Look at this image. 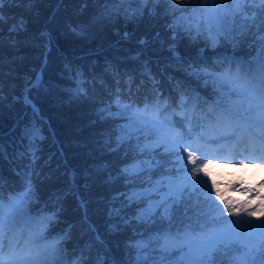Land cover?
Masks as SVG:
<instances>
[{"label":"trees","instance_id":"16d2710c","mask_svg":"<svg viewBox=\"0 0 264 264\" xmlns=\"http://www.w3.org/2000/svg\"><path fill=\"white\" fill-rule=\"evenodd\" d=\"M180 4L187 11L198 7L195 0H180ZM185 7L177 8L176 0H162L159 4L34 0L30 9L26 3H6L3 7L0 81L4 99L0 102V141L7 147L19 137L25 124L35 123L43 129L37 175L33 176L38 199L31 203L30 210L44 201L42 208L50 211L45 215L55 214L43 241L57 244L58 252H68L69 260H76L83 249L87 264H96L98 255L104 264H112L113 259L121 264L129 259L125 244L139 239L140 233L158 227L136 221L129 225L120 217L109 215V209L114 206L122 208L121 216L131 217L136 207L128 208L122 196L128 190L119 175V167L127 162L124 147L112 151L116 135L114 126L121 121L100 117L101 106L109 104L117 91L126 102L135 101L141 107L159 95L172 105L170 111L175 110L172 131L186 134L187 127L180 115L182 110L178 107L182 95L189 93L193 99L187 110L189 115H192L197 97L200 106L207 109L211 99L219 95L212 82L205 84L206 76L202 74L197 78L192 74V66L223 73L222 68L228 65L223 57L234 56L243 61L242 67H256L247 60L249 55L256 56L259 47L254 38L255 28L246 35L237 32L234 40L221 37L215 47H210L203 36L193 41L183 29L177 30V38L173 41L168 25L184 14ZM108 9L120 11L106 16L104 13ZM124 9H143V17L139 11L135 16H128ZM153 9L155 15H149ZM19 16L26 19L23 28L17 23ZM12 20L17 25L16 30L9 27ZM73 27H76L75 32ZM123 31L128 33L127 38ZM157 32L159 39L155 38ZM141 37L147 42L142 44ZM38 67L41 86H28L29 97L38 105L37 113L31 104L24 102L22 92ZM109 131L113 140L111 147L104 143ZM162 151L157 149L158 153ZM102 163H108L109 170L97 172L96 166ZM0 168L7 183L5 195L9 191H22L20 179L12 172L7 159L0 161ZM208 171L211 179L218 183L223 180L219 170L211 168ZM220 187L225 189L224 185ZM77 192L84 201L83 206ZM225 195L233 197L227 190ZM114 225L119 227L114 228ZM222 225L221 222L218 227ZM213 226L212 222L207 223L208 228ZM254 243V237L241 232L239 239L231 241L227 248L222 245L214 254L215 264H232L235 257L247 251L246 245ZM173 255L179 256V252Z\"/></svg>","mask_w":264,"mask_h":264},{"label":"snow or ice","instance_id":"6c2138e0","mask_svg":"<svg viewBox=\"0 0 264 264\" xmlns=\"http://www.w3.org/2000/svg\"><path fill=\"white\" fill-rule=\"evenodd\" d=\"M111 2L159 4L162 0ZM6 3H26L30 9L34 0H0V23L4 21L3 7ZM195 4L198 7L187 11L180 0H176L177 8L185 7V12L168 25L173 33L172 40H176L177 30L183 29L193 41L203 36L215 47L221 37L234 40L237 32L246 35L255 28L254 38L259 47L256 56L248 63L256 67L244 71L243 61L236 60L234 56L223 57L229 62L223 73H212L207 68L192 66V74L197 78L202 74L206 76L205 84L212 82L219 95L206 110L201 108L197 97L192 115L187 111L190 101H186L182 95L178 107L182 110L180 115L187 127L186 134L172 131L175 127L172 120L175 110L170 112L172 105L159 95L141 107L135 101L126 102L117 91L115 98L98 110V115L105 120L121 121L114 126L116 135L112 151H120L124 147L127 162L119 167V175L128 190L122 196L128 208L136 207L131 217L121 216L122 208L114 206L109 209V215L120 217L129 225L133 221L141 225H158L155 230L140 233L139 239L125 244L129 259L121 264H215L214 254L220 251L222 245L227 248L231 241L239 239L241 232H248L250 237L255 238V243L246 245L247 251L235 257L232 264H264V178L252 186L244 185L243 180L232 181L222 190L218 181L211 179L208 168L214 160L222 161L225 158L218 154L210 156L201 146L231 139L228 135L209 139L204 129L218 130L233 124V94L244 96L250 91L257 101V108L264 112V0H195ZM113 11L119 12L120 9H108L104 14L109 16ZM137 11L143 17V9H124L128 16H135ZM149 15H155V9ZM24 23L21 19L19 26L23 27ZM16 28L17 25L13 24L12 30ZM72 31L75 32L76 27ZM124 35L128 37V33ZM159 36L157 32L155 38L159 39ZM146 42L145 39L141 40L142 44ZM29 84L31 88H39L41 77L30 80ZM29 91L30 88L25 85L23 99L26 104L31 103ZM3 99V83L0 81V102ZM248 102L251 104V100ZM32 107L35 111V105ZM194 119L202 129L199 134L194 132ZM261 122L264 123V119ZM106 135L104 143L111 147V131ZM42 138L43 129L30 123L20 129L19 137L7 147L0 141V161L8 160L23 189L9 191L6 196L7 183L0 168V264H52V258L59 251L57 244L41 243L55 214L33 215L30 210L31 203L38 199L33 176L37 175L36 162ZM157 149L163 151L158 153ZM248 151L245 147L239 153L241 159H233L236 167H247L246 161L251 159L246 155ZM256 167L264 168V159ZM108 170V163L96 166L97 172ZM226 190L242 193L243 198L226 196ZM225 217L237 219L228 220ZM209 222L214 224L211 229L207 227ZM221 222L226 227H218ZM113 227L118 228L119 225ZM68 231L70 229L66 230L65 235ZM80 251L81 255L72 264H87L84 250ZM177 251L179 256H174ZM96 264H104L99 255ZM112 264L118 262L113 259Z\"/></svg>","mask_w":264,"mask_h":264},{"label":"rangeland","instance_id":"374dc122","mask_svg":"<svg viewBox=\"0 0 264 264\" xmlns=\"http://www.w3.org/2000/svg\"><path fill=\"white\" fill-rule=\"evenodd\" d=\"M21 19H23L24 22L26 20L25 18H23L21 16L17 17L18 25H19V21ZM13 24H15L14 20H12V22H10L9 27H12ZM24 25H25V23H24ZM23 27H21V28H23ZM125 33H126V31H123V34H125ZM142 39L143 38L141 37L140 40H142ZM208 43H209L210 47H212L209 40H208ZM174 55H178V54H174ZM233 65H235V64H233ZM227 68H228V66L224 67L223 71L224 70L226 71ZM243 70L247 71L248 69H244L243 68ZM247 94L248 95H246L244 97L240 96L239 99H238L239 102L234 101V100L232 101L234 112H237L240 115H241V113L246 112V114H244V115H246V116L248 115V116L246 117V120H245L246 121L245 126H247V125L250 126L251 125L253 127H256L255 130L258 132V130L260 128L264 129V123L261 122L262 119H264V112H262L261 109L257 108V101H256L255 97L251 95L250 91ZM249 100H251V104H249V102H248ZM231 128H232L231 125H228L227 127H224V128L218 129V130L205 128L204 131H205L206 136L210 137V136H219L220 134H223V133H226L228 131H231ZM198 129H199L198 133H200L202 131L201 127L198 126ZM201 146L204 148L206 154H208L210 156L214 154V151H211V150H215L214 147H210L209 148L210 150H209L205 146H203V145H201ZM232 161H229V160L228 161H226V160L215 161L214 160L213 162L218 163V165H221V167H222V165L227 164L226 168L234 170L235 171L234 172L235 176L233 177V180L248 181V180H253L254 177L256 178V177L260 176V173L257 172V170L255 168H252V167H249V166H247V167H236V165ZM208 169H210V168H208ZM37 213L38 212H36L35 214H37ZM39 213H43V211L39 212ZM244 219H248V218L246 217ZM41 243L46 244L45 241H42ZM57 254L52 258V264H66L65 261H66V255L67 254L65 256H61L60 254H58V255Z\"/></svg>","mask_w":264,"mask_h":264},{"label":"water","instance_id":"95a60500","mask_svg":"<svg viewBox=\"0 0 264 264\" xmlns=\"http://www.w3.org/2000/svg\"><path fill=\"white\" fill-rule=\"evenodd\" d=\"M38 71H39V69H38ZM30 99V98H29ZM31 101V104H32V100H30ZM34 105V104H33ZM36 110H37V108H36Z\"/></svg>","mask_w":264,"mask_h":264}]
</instances>
